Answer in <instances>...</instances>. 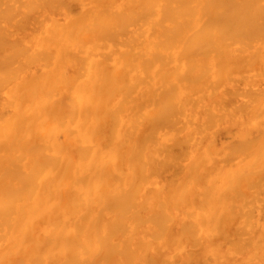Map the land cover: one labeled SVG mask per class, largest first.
Returning <instances> with one entry per match:
<instances>
[{"label": "bare ground", "instance_id": "1", "mask_svg": "<svg viewBox=\"0 0 264 264\" xmlns=\"http://www.w3.org/2000/svg\"><path fill=\"white\" fill-rule=\"evenodd\" d=\"M0 264H264V0H0Z\"/></svg>", "mask_w": 264, "mask_h": 264}]
</instances>
